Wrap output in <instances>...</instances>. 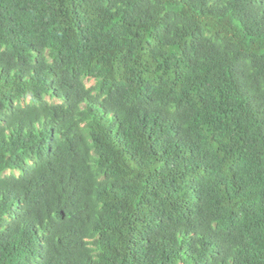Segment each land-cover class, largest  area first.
Returning a JSON list of instances; mask_svg holds the SVG:
<instances>
[{"label":"trees","instance_id":"obj_1","mask_svg":"<svg viewBox=\"0 0 264 264\" xmlns=\"http://www.w3.org/2000/svg\"><path fill=\"white\" fill-rule=\"evenodd\" d=\"M0 264H264V0H0Z\"/></svg>","mask_w":264,"mask_h":264},{"label":"rangeland","instance_id":"obj_2","mask_svg":"<svg viewBox=\"0 0 264 264\" xmlns=\"http://www.w3.org/2000/svg\"><path fill=\"white\" fill-rule=\"evenodd\" d=\"M93 83L92 82H88V86H91Z\"/></svg>","mask_w":264,"mask_h":264}]
</instances>
